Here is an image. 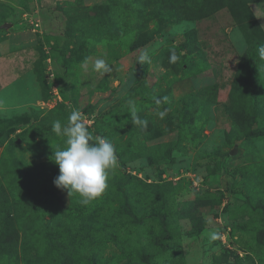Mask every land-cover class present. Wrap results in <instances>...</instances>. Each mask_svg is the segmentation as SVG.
<instances>
[{"label":"rangeland","instance_id":"obj_1","mask_svg":"<svg viewBox=\"0 0 264 264\" xmlns=\"http://www.w3.org/2000/svg\"><path fill=\"white\" fill-rule=\"evenodd\" d=\"M151 1L0 0V185L7 195L0 201L21 207L4 226L31 243L46 234L50 213L64 210V242H54L50 264H145V254L154 264H264V113H255L264 104V2L241 0L167 24L137 46L158 29L157 18L136 17L141 6L151 13ZM179 1L199 8L208 0ZM145 48L151 64H136ZM97 58L112 71L94 72ZM153 96L168 101L158 107ZM129 99L146 130L131 124ZM74 109L94 138L115 146L119 163L96 199L107 194L108 202L85 206L78 195L71 210L69 192L53 183L59 166L50 157L65 146L52 122L65 123ZM33 110L36 118L22 117ZM118 183L138 200L136 218ZM165 226L172 231L166 248L155 243ZM210 231L219 238L210 242ZM3 245L0 264H23V251L15 263L11 242Z\"/></svg>","mask_w":264,"mask_h":264},{"label":"clouds","instance_id":"obj_2","mask_svg":"<svg viewBox=\"0 0 264 264\" xmlns=\"http://www.w3.org/2000/svg\"><path fill=\"white\" fill-rule=\"evenodd\" d=\"M169 51V63L175 64L179 56L174 49ZM258 54L264 59V45L259 46ZM151 61L150 51L145 48L140 51L136 64H151ZM87 62L86 60L85 63ZM92 70L103 75L110 73L112 67L105 59L97 58ZM153 100L159 107L162 101H168V97L161 99L153 96ZM127 105V113L130 114L129 119L133 127L146 130L148 120L139 116L135 100L129 99ZM167 113L168 109L158 110L156 115L164 119ZM51 130L55 135L63 137L65 144L63 148L53 151L54 154L50 157L59 166V175L54 178L53 183L58 189L67 190L70 196L73 193L78 194L82 205L87 206L103 195L108 187L110 173H114L118 167L119 159L115 146L105 137L94 138L84 116L77 109L69 114L65 123L60 120L53 121ZM218 238L217 232L208 233L210 242Z\"/></svg>","mask_w":264,"mask_h":264},{"label":"trees","instance_id":"obj_3","mask_svg":"<svg viewBox=\"0 0 264 264\" xmlns=\"http://www.w3.org/2000/svg\"><path fill=\"white\" fill-rule=\"evenodd\" d=\"M241 0H208L207 2H202V6L199 8H194L190 1H179V0H153L150 2V4L153 5V8L151 9V13H146V10H143L142 6L139 8L140 13L136 15L138 20H146L150 18H157V23L156 27L158 29H154L152 31H147L144 32L141 36L142 41H138L137 46H142L148 43L150 39H152L156 34L160 32L162 28H164L167 24H171L173 22H177L186 18L189 19H196L200 17H206L218 10L221 7L228 6L231 8H234L235 4L240 2ZM250 2H264V0H249ZM102 7L103 5H97L96 8L99 10V12H102ZM137 27L141 28L137 22ZM264 104L260 105L258 108V115H262L264 113ZM40 111L33 110L32 113L29 115L28 113H24L22 117H35L32 114H38ZM40 114V113H39ZM38 114V115H39ZM258 117H255L256 119ZM6 123L8 125H11L12 123L10 120H7ZM4 131H0V137L4 136ZM36 172V177H43V174L40 175V171L35 169ZM28 173H25L26 176ZM33 173V172H32ZM33 176V175H32ZM117 175L115 173H110L109 176V182H108V187L115 181ZM1 183V182H0ZM3 187V184L0 185V192L2 194L0 195V199H6L5 196L6 193L3 191L1 188ZM108 187L105 190L104 193L108 191ZM116 193L119 194H124V205L127 206L128 213H130L132 218L137 217L136 210L134 209V202H137L138 200H132L130 201L128 199V195L126 194L127 192L125 191L123 185L121 183H118L117 189L115 190ZM106 195L100 199L102 203L108 202L106 201ZM77 197L78 194L73 193L70 196V202L71 206L69 209L73 210L74 205L76 206L77 204ZM100 200H95L96 202L100 203ZM18 201V200H17ZM20 202V201H19ZM33 203V201H31ZM4 204V205H3ZM9 202H1L0 201V252H5L7 250V246L3 245L8 241L11 242L12 244V257L16 258L15 263H19V257L20 254L18 250L23 251L21 253V257H23V264H50L48 258L51 257L54 254V250L56 249V245L54 242H64V236H65V230L63 227V223L61 221V217H66V214L64 210H61L60 213L53 215V212L50 213L49 219L43 221V227L46 231V234L42 235L43 238L36 239L35 241L28 243L27 241V236L24 233V238H22V241L19 242V229L15 228H8L5 227L9 222H14V220L17 218L19 219V213L21 212V207L17 204H14L13 206H8ZM206 199L201 200L200 206H205L207 205ZM3 205V206H2ZM8 206V207H7ZM76 208V207H75ZM82 208H79V210ZM60 211V210H59ZM56 213V212H55ZM162 219V221L165 222L166 216L164 214L159 215ZM109 216H105L104 220H107ZM57 229V230H55ZM21 230H24L21 228ZM172 236V231L165 226L164 232H162L160 235H158L155 238V243L161 247H168V244L166 241L170 239ZM151 254H145L142 255V261L145 264H154L151 261Z\"/></svg>","mask_w":264,"mask_h":264}]
</instances>
